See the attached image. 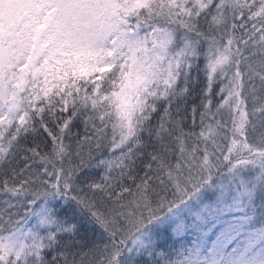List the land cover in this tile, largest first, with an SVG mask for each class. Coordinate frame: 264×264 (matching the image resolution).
I'll use <instances>...</instances> for the list:
<instances>
[{
  "label": "snow or ice",
  "instance_id": "snow-or-ice-1",
  "mask_svg": "<svg viewBox=\"0 0 264 264\" xmlns=\"http://www.w3.org/2000/svg\"><path fill=\"white\" fill-rule=\"evenodd\" d=\"M0 264H264V0H0Z\"/></svg>",
  "mask_w": 264,
  "mask_h": 264
}]
</instances>
